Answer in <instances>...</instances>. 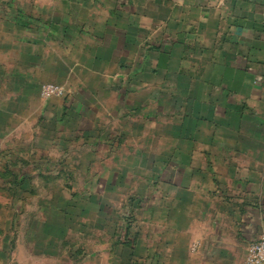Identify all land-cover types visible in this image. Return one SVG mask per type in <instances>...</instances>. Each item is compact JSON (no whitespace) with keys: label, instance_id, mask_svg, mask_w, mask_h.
Instances as JSON below:
<instances>
[{"label":"rangeland","instance_id":"1","mask_svg":"<svg viewBox=\"0 0 264 264\" xmlns=\"http://www.w3.org/2000/svg\"><path fill=\"white\" fill-rule=\"evenodd\" d=\"M130 5L0 0V264H199L189 239L225 231L226 185L229 209L264 211V45L238 63L253 89L227 92L194 45L147 63L163 47Z\"/></svg>","mask_w":264,"mask_h":264},{"label":"crops","instance_id":"2","mask_svg":"<svg viewBox=\"0 0 264 264\" xmlns=\"http://www.w3.org/2000/svg\"><path fill=\"white\" fill-rule=\"evenodd\" d=\"M157 1L156 4V0H133V5L126 8L127 14L136 20L140 29L134 33L138 43L141 40L148 45L163 47L164 51L159 48L149 51L145 57L147 63L153 59L154 68L165 71L170 66L169 62L183 61V50L166 51L164 47L171 44L175 47L191 44L197 47L199 60L203 58L211 62V76L221 79V87L227 92L246 94L247 90L253 89L252 80L255 78L257 67L254 65L253 69L246 70L238 63L248 61L247 55L254 50L259 52L260 46L264 45V0H171L168 6L163 5L162 0ZM251 47L254 49L251 50ZM220 62L225 66L219 65ZM218 70H223V73L217 72ZM186 171L193 172L191 168H185L184 173ZM243 174L237 171L231 178L238 184L242 182ZM224 186L221 184L220 188L224 189ZM201 188L203 189L197 183L189 182L187 189L192 198L209 196L207 191H200ZM226 190L227 185L225 231L216 217L210 235L191 236L189 239V242L195 238L199 240L197 252L190 255V258L200 261L199 264L221 261L222 258L218 257L223 248L225 264H245V260L238 261L239 246L264 238V211L247 205H244L240 212L237 208L229 209L231 204L227 205V202L231 200L230 196L227 197ZM220 195L217 191L213 197ZM239 198L238 195L234 198L233 205L239 204ZM232 222L233 229L229 228ZM246 250L247 248L245 253Z\"/></svg>","mask_w":264,"mask_h":264},{"label":"built area","instance_id":"3","mask_svg":"<svg viewBox=\"0 0 264 264\" xmlns=\"http://www.w3.org/2000/svg\"><path fill=\"white\" fill-rule=\"evenodd\" d=\"M60 93V89L55 87H46L43 90L45 96ZM245 264H264V239L256 240L247 247Z\"/></svg>","mask_w":264,"mask_h":264}]
</instances>
